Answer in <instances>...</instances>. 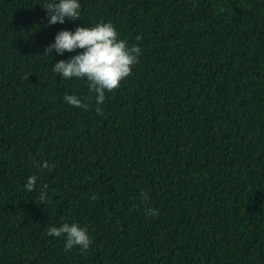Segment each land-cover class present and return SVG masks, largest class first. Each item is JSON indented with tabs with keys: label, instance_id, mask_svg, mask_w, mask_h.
Segmentation results:
<instances>
[{
	"label": "trees",
	"instance_id": "trees-1",
	"mask_svg": "<svg viewBox=\"0 0 264 264\" xmlns=\"http://www.w3.org/2000/svg\"><path fill=\"white\" fill-rule=\"evenodd\" d=\"M79 2L48 25L47 0H0V264H264V0ZM101 21L142 49L103 115L52 71L82 50L43 54ZM63 222L87 251L46 234Z\"/></svg>",
	"mask_w": 264,
	"mask_h": 264
},
{
	"label": "clouds",
	"instance_id": "clouds-1",
	"mask_svg": "<svg viewBox=\"0 0 264 264\" xmlns=\"http://www.w3.org/2000/svg\"><path fill=\"white\" fill-rule=\"evenodd\" d=\"M41 7L46 10L48 25L63 24L65 19L80 20L79 0H47V3ZM135 39L139 42L143 37L137 35ZM77 49L82 51L71 56L67 61H56L52 71L60 74L63 80L85 81L90 95H64L63 100L70 106L87 110L94 99L95 111L103 115L101 105L105 101L106 93L118 90L121 83L132 75L133 68L139 63L142 49L137 44L129 45L125 39H122L113 23L101 21L90 27H76L75 31L57 32L54 42L45 48L43 54L48 57L52 51H55L58 55H63L65 52H75ZM29 75L24 78L27 80ZM39 167L51 171L55 166L43 161ZM37 180L38 177L35 175L27 177L25 190L29 193L35 191ZM40 187L39 199L41 204H44L48 201L47 185ZM140 195L144 201L148 200L147 193L141 192ZM90 199L95 201L99 196L93 194ZM145 215L157 218L160 212L157 208L147 207ZM46 234L50 237H63L66 252L73 248L87 251L92 243L88 230L75 222L50 226Z\"/></svg>",
	"mask_w": 264,
	"mask_h": 264
}]
</instances>
